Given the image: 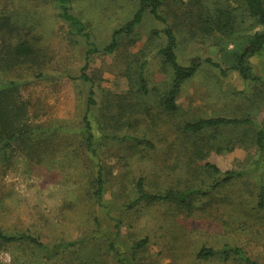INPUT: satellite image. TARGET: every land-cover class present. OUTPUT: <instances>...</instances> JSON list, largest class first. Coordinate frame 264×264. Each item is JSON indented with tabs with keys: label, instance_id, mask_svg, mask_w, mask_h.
<instances>
[{
	"label": "rangeland",
	"instance_id": "obj_1",
	"mask_svg": "<svg viewBox=\"0 0 264 264\" xmlns=\"http://www.w3.org/2000/svg\"><path fill=\"white\" fill-rule=\"evenodd\" d=\"M197 1L164 0L161 8L179 38V61L210 57L222 66L203 64L182 83L178 110L169 112L161 105L172 75L158 53L165 44L163 23L146 14L113 53L103 49L140 0H71L89 40L61 17L58 0H0V56L24 41L41 55L38 63L0 67L1 80L21 83L34 131L0 157V229L32 234L44 244L0 241V264H246L232 252L224 258L223 251L235 247L264 264V209L258 207L264 157L255 144L264 127V49L251 58L259 78L244 79L234 65L257 30L254 20L245 15L232 33H208L199 17L215 0ZM93 46L99 50L89 56L86 73L96 103L89 108L92 84L81 74ZM142 65L146 92L140 91ZM85 115L94 152L87 147ZM218 116L251 122L201 135L184 129ZM124 136L152 146L113 139ZM208 162L246 173L195 195L190 205L135 202L140 178L150 193L207 189L214 179ZM99 172L101 199L95 194ZM205 246L220 253L198 257Z\"/></svg>",
	"mask_w": 264,
	"mask_h": 264
},
{
	"label": "trees",
	"instance_id": "obj_2",
	"mask_svg": "<svg viewBox=\"0 0 264 264\" xmlns=\"http://www.w3.org/2000/svg\"><path fill=\"white\" fill-rule=\"evenodd\" d=\"M233 1L238 2V6L233 4ZM60 4V15L66 20L70 26L80 35L86 36L89 40L90 36L85 31L83 22L72 13L71 0H58ZM202 0L197 1V4H201ZM164 5V0H140V6L135 12L132 19L123 24L121 27L114 30L110 44L105 46L103 49L107 53H113L119 46V39L124 35H132L135 33L137 26L144 21L146 14H150L154 19L163 23L165 27L161 30L165 36V44L159 49L158 53L163 57L166 64L172 69L171 75V86L167 93L164 95L161 105L169 112H176L178 110L177 99L179 96L180 88L182 83L195 76L199 68L205 64H211L215 67L221 68L222 64L218 61H214L210 57L201 58L194 57L191 59L188 65H183L179 61L178 49H179V38L177 36L175 28L170 24L169 20L163 15L161 8ZM242 11V12H241ZM203 14L199 17L202 25L206 29V32L222 31V32H234L239 19L243 16H247L254 20V25H257V30L248 39L244 45L242 52L237 55L234 68L239 71L240 75L246 80H252L259 78L254 72V67L251 63V58L258 55L264 49V0H215L212 9L210 11L202 12ZM160 34V33H159ZM99 49L95 46L88 49V56L81 78L92 84L88 107L90 108L96 103L95 91H94V80L87 75L86 69L89 67V56L96 53ZM40 52L28 42H20L15 46L8 48L0 56V67L15 66L20 63L33 61L38 63L40 61ZM140 73V91L146 92L145 75L143 72L144 65L141 66ZM223 74L226 75V70H222ZM21 83L18 80H1L0 79V157L9 156V148L11 144L24 137L34 133L31 130L29 123L26 119V109L24 102L20 99L19 85ZM251 120L248 118L238 119L229 117H210L201 118L194 122H188L185 124V131L193 135L203 134L208 129H220L221 127H231L249 124ZM84 123L86 129V142L89 150L95 151L94 149V134L88 116H84ZM113 139L131 140L139 144L152 146L151 142L144 138L136 136H124V137H113ZM256 147L259 150L260 159L264 157V127L260 126L256 132ZM204 146L198 147V154L202 151ZM9 151V152H8ZM207 168L213 172L214 179L207 189H189L184 192H178L173 189H169L163 193H150L145 187V181L140 178L137 182V193L138 197L135 202L140 201H176L182 205H190V201L195 195L201 193L202 195L207 194L210 190L216 189L223 185L231 183L233 180L240 176H243L246 171L238 170H221L217 165L208 162ZM104 190V181L102 174L99 172L97 177V190L96 196L101 199ZM258 207L264 209V186L259 190L258 196ZM0 241L6 243L18 242V241H29L36 246H44L40 239L29 233H8L0 229ZM141 243H144L141 242ZM231 252L237 255L241 261L246 264H260L254 260L243 248L235 247L234 249L223 251L224 258L228 260ZM220 252L212 247H203L198 257L203 259H209Z\"/></svg>",
	"mask_w": 264,
	"mask_h": 264
}]
</instances>
